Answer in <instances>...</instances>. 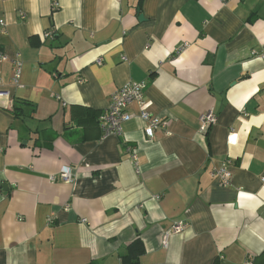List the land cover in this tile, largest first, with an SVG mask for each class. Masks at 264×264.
Masks as SVG:
<instances>
[{
	"label": "crops",
	"instance_id": "1",
	"mask_svg": "<svg viewBox=\"0 0 264 264\" xmlns=\"http://www.w3.org/2000/svg\"><path fill=\"white\" fill-rule=\"evenodd\" d=\"M0 20V264H121L136 239L139 264H264V0H0ZM127 82L152 136L137 103L103 136Z\"/></svg>",
	"mask_w": 264,
	"mask_h": 264
},
{
	"label": "built area",
	"instance_id": "2",
	"mask_svg": "<svg viewBox=\"0 0 264 264\" xmlns=\"http://www.w3.org/2000/svg\"><path fill=\"white\" fill-rule=\"evenodd\" d=\"M3 21L0 20V24ZM45 38H53V33H44ZM186 44V43H185ZM8 59V56L0 51V61ZM125 59V57H123ZM14 64L12 82L19 85V79L21 76V61L19 60V54L16 53L12 59ZM145 88L144 82H127L119 89L114 91L110 97L109 105L102 110L99 115V127L103 132V136L107 135H119L121 133V124L128 121L132 114L128 112L127 108L132 103H137L140 109L139 117L145 122L144 132L148 136H152L154 131L164 124L161 119L157 116H153L145 110V101L143 98V90ZM5 94L3 90L0 89V96ZM216 121L215 114L209 110L201 113L199 116L201 132H206L207 129L213 125ZM215 175L218 177L221 184H227L229 182L231 172L226 168H220L215 171ZM59 179L64 182H71L73 180V175L68 167L63 168L59 174ZM51 179H55L54 176ZM185 222L178 221L171 225V229L163 234L162 243L164 246L167 245V240L170 233H179L185 227Z\"/></svg>",
	"mask_w": 264,
	"mask_h": 264
},
{
	"label": "trees",
	"instance_id": "3",
	"mask_svg": "<svg viewBox=\"0 0 264 264\" xmlns=\"http://www.w3.org/2000/svg\"><path fill=\"white\" fill-rule=\"evenodd\" d=\"M26 102H18L13 106V112L15 116H19L24 114V106H28ZM29 105H31L29 103ZM34 108L30 107V111H33ZM143 252V245L141 240L136 239L132 241L128 247L127 252L123 256H121V264H139V256Z\"/></svg>",
	"mask_w": 264,
	"mask_h": 264
},
{
	"label": "water",
	"instance_id": "4",
	"mask_svg": "<svg viewBox=\"0 0 264 264\" xmlns=\"http://www.w3.org/2000/svg\"><path fill=\"white\" fill-rule=\"evenodd\" d=\"M138 18H139V20H142L143 19V15L142 14H139L138 15Z\"/></svg>",
	"mask_w": 264,
	"mask_h": 264
}]
</instances>
